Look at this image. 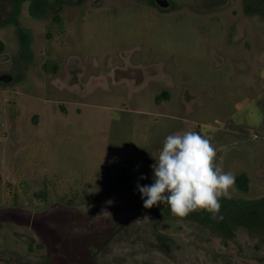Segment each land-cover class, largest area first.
<instances>
[{"label":"rangeland","instance_id":"obj_1","mask_svg":"<svg viewBox=\"0 0 264 264\" xmlns=\"http://www.w3.org/2000/svg\"><path fill=\"white\" fill-rule=\"evenodd\" d=\"M170 1L0 0V209H52L66 236L135 213L94 264H264V12ZM188 131L249 191L221 198L223 219L130 207L165 137ZM40 244L30 225L3 229L0 264H66Z\"/></svg>","mask_w":264,"mask_h":264},{"label":"clouds","instance_id":"obj_2","mask_svg":"<svg viewBox=\"0 0 264 264\" xmlns=\"http://www.w3.org/2000/svg\"><path fill=\"white\" fill-rule=\"evenodd\" d=\"M216 156L210 140L197 132L166 136L158 157L153 156L156 161L151 165L154 182L137 184L143 207L150 209L162 204L179 217L203 210L212 219H223L220 201L221 198L231 199L235 175L216 164Z\"/></svg>","mask_w":264,"mask_h":264},{"label":"trees","instance_id":"obj_3","mask_svg":"<svg viewBox=\"0 0 264 264\" xmlns=\"http://www.w3.org/2000/svg\"><path fill=\"white\" fill-rule=\"evenodd\" d=\"M4 51L5 44L0 40V54H2ZM161 96L168 97L169 95L168 93L164 92L161 94ZM235 185L238 190L243 193H247L250 188V180L245 174H242L235 177ZM129 206L137 208V211L149 210L151 213V208L146 209L144 207L138 208L133 205ZM133 215H135V213L129 214V217L121 225L113 219L101 218L100 221L94 222L93 226L89 230L80 234H70L66 236L52 228L49 224L50 219L54 216L52 209L44 211L42 213H38L37 215H35V217H32L30 215L25 217L21 213V210L17 207L11 209L1 208L0 232L3 229H9L14 224L30 225L40 236V245H47L48 247L52 246L53 248L55 247V251L60 254L58 256H60L61 260H63L66 264H94V260L91 256L92 246L94 244H99L100 242H107L116 234V232L123 228L125 222L128 221V219ZM45 236L50 237V239H44ZM43 239L46 241H44ZM68 250H73L74 253L69 254ZM77 252H79V254H77ZM80 256L82 257L80 258Z\"/></svg>","mask_w":264,"mask_h":264},{"label":"flooded vegetation","instance_id":"obj_4","mask_svg":"<svg viewBox=\"0 0 264 264\" xmlns=\"http://www.w3.org/2000/svg\"><path fill=\"white\" fill-rule=\"evenodd\" d=\"M158 1L159 0H154L155 4L157 6H159L160 8H162L160 6V4L158 3ZM167 1H168L169 5L166 8H162V9H168L169 7H171V5H172L171 1L170 0H167ZM240 1L242 2V10L243 11L249 10L250 3L252 2L254 4L253 10H255L257 12H264V0H240ZM199 2H198L199 4H202L204 2V0H200ZM211 2L215 3V0H211Z\"/></svg>","mask_w":264,"mask_h":264},{"label":"water","instance_id":"obj_5","mask_svg":"<svg viewBox=\"0 0 264 264\" xmlns=\"http://www.w3.org/2000/svg\"><path fill=\"white\" fill-rule=\"evenodd\" d=\"M158 3L162 8H166L169 3L167 0H159ZM13 77L11 75H2L0 76V81H3L5 83H10L12 81Z\"/></svg>","mask_w":264,"mask_h":264}]
</instances>
